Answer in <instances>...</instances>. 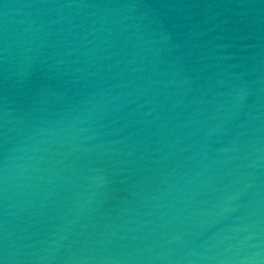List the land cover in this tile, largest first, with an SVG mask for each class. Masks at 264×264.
<instances>
[{"label": "water", "instance_id": "obj_1", "mask_svg": "<svg viewBox=\"0 0 264 264\" xmlns=\"http://www.w3.org/2000/svg\"><path fill=\"white\" fill-rule=\"evenodd\" d=\"M0 264H264V0H0Z\"/></svg>", "mask_w": 264, "mask_h": 264}]
</instances>
